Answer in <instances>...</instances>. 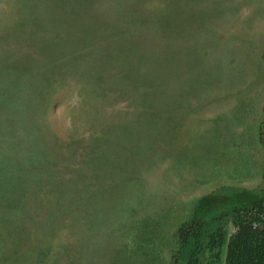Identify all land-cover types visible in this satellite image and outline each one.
<instances>
[{
	"label": "rangeland",
	"instance_id": "rangeland-1",
	"mask_svg": "<svg viewBox=\"0 0 264 264\" xmlns=\"http://www.w3.org/2000/svg\"><path fill=\"white\" fill-rule=\"evenodd\" d=\"M263 196L264 0H0V264H180Z\"/></svg>",
	"mask_w": 264,
	"mask_h": 264
},
{
	"label": "trees",
	"instance_id": "trees-1",
	"mask_svg": "<svg viewBox=\"0 0 264 264\" xmlns=\"http://www.w3.org/2000/svg\"><path fill=\"white\" fill-rule=\"evenodd\" d=\"M221 215L212 219L201 217L179 227L181 250L187 249L189 253L180 264H200L203 250L210 252L214 246L220 249L223 232L220 231L218 234L212 226L214 222L223 221ZM253 221L259 223L255 230L251 227ZM232 225L236 232L225 246L223 264H264V196L259 203L250 208L235 210ZM203 245H206L205 249ZM216 257L218 258L219 254H216Z\"/></svg>",
	"mask_w": 264,
	"mask_h": 264
},
{
	"label": "crops",
	"instance_id": "crops-1",
	"mask_svg": "<svg viewBox=\"0 0 264 264\" xmlns=\"http://www.w3.org/2000/svg\"><path fill=\"white\" fill-rule=\"evenodd\" d=\"M226 209H224V211L223 212H221V217H222V220L224 221L225 219H227L229 216H232L233 215V212L232 211H230V210H227V211H225ZM88 262L90 263V260H88Z\"/></svg>",
	"mask_w": 264,
	"mask_h": 264
},
{
	"label": "built area",
	"instance_id": "built-area-1",
	"mask_svg": "<svg viewBox=\"0 0 264 264\" xmlns=\"http://www.w3.org/2000/svg\"><path fill=\"white\" fill-rule=\"evenodd\" d=\"M259 226V223L257 221H253V223L251 224V227L253 230L257 229Z\"/></svg>",
	"mask_w": 264,
	"mask_h": 264
}]
</instances>
